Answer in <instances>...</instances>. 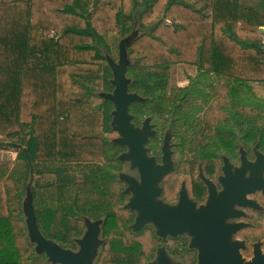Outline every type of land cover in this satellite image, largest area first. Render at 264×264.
I'll return each instance as SVG.
<instances>
[{
    "label": "trees",
    "instance_id": "obj_1",
    "mask_svg": "<svg viewBox=\"0 0 264 264\" xmlns=\"http://www.w3.org/2000/svg\"><path fill=\"white\" fill-rule=\"evenodd\" d=\"M249 1L0 0V136L6 140L0 150L17 151L14 161L0 155V264L34 259L21 205L30 180L37 226L60 247L82 234L83 217L102 220L94 264H149L158 248L173 251L177 240L163 241L150 227L129 228L124 184L112 173L119 169L116 146L105 138L111 104L97 108L81 91L108 79L107 71L88 68L105 63L109 36L123 37L135 24L140 34L127 58L147 71L150 96L167 87L177 65L212 75L218 103L237 95L236 87L264 85V33L241 26L264 27ZM254 114L262 116L258 107ZM241 115L244 131L250 114L242 108ZM181 259L194 264V251L184 248Z\"/></svg>",
    "mask_w": 264,
    "mask_h": 264
},
{
    "label": "flooded vegetation",
    "instance_id": "obj_2",
    "mask_svg": "<svg viewBox=\"0 0 264 264\" xmlns=\"http://www.w3.org/2000/svg\"><path fill=\"white\" fill-rule=\"evenodd\" d=\"M187 76L185 86L177 84L183 93L190 89L191 80H198L201 87L210 79L207 72L197 69ZM190 93L193 98L172 99L169 124L166 128L160 127L158 132L169 145L163 150L168 151L171 165L170 173L159 185L161 200L177 205L186 197L198 206L211 197L228 202L232 211L240 213V218L228 221L241 225L234 239L244 243L250 256L255 246L264 251V170H261L260 180L256 177L258 155H264V131L257 128L258 120L254 114L257 106L250 101L242 103L236 95L227 101L215 102L213 90L210 98H205L202 90ZM242 108L250 114L247 117L249 125L244 131L241 128L246 117L241 115ZM158 111L161 112V108ZM178 122L183 125L180 131L174 127ZM147 156L154 160V166L163 165L161 150L158 153L150 151ZM131 171V178L139 183V172ZM167 182L170 184L168 192L165 190ZM123 184L128 201L131 194L125 191L127 185ZM166 195L169 200L165 199ZM241 195L245 198L243 205H239ZM173 240H177L174 251L181 240L179 237ZM184 248L190 250L186 245ZM194 253L196 258V251Z\"/></svg>",
    "mask_w": 264,
    "mask_h": 264
},
{
    "label": "water",
    "instance_id": "obj_3",
    "mask_svg": "<svg viewBox=\"0 0 264 264\" xmlns=\"http://www.w3.org/2000/svg\"><path fill=\"white\" fill-rule=\"evenodd\" d=\"M137 33L134 28L127 39L119 45L118 65H112L114 91L112 95L106 97L114 105V111L110 113L112 116L110 127L119 137L115 144L128 149L127 153L120 156V160L129 162L131 168L136 169L140 176L139 183L128 176L120 179L127 185L125 191L131 194L123 208L136 213L129 228L134 233H139L147 225H152L155 236L163 241L187 235L190 238L189 249L196 251L194 264H264V251L259 246L254 247L253 255L249 260L242 258L240 250L244 249L243 242L232 239L241 225L228 222L230 219L240 218V213L232 211L228 202L211 197L205 204L198 206L184 197L177 205H170L159 199L161 198L160 182L171 171L168 151L163 150V165L154 166V160L147 156L145 150V145L153 132L148 123L142 128H135L128 113L129 104L138 100L137 96L127 93L125 80L126 65L129 61L127 46L137 37ZM166 145L165 141L163 148H167ZM261 170H264V155H258L256 163L258 180L262 176ZM244 202L245 198L241 195L239 205H243ZM22 213L27 238L34 245L36 255L44 254L51 264L95 263L98 256L97 249L103 244V240L98 239L101 235L102 220L91 221L82 218L86 232L77 241L80 251L72 253L48 240L40 232L32 208L30 186L27 187V194L22 202ZM163 248L157 249L156 261L152 264H172Z\"/></svg>",
    "mask_w": 264,
    "mask_h": 264
},
{
    "label": "rangeland",
    "instance_id": "obj_4",
    "mask_svg": "<svg viewBox=\"0 0 264 264\" xmlns=\"http://www.w3.org/2000/svg\"><path fill=\"white\" fill-rule=\"evenodd\" d=\"M140 34V31H138L137 35ZM127 35L123 37L118 36H109L107 38L108 43L112 46L110 54H107L104 50L103 53L106 57L105 63L99 66H94L91 68H88L91 72L94 73H103L104 71L108 72V79L106 81H98L92 85H88V89H83L81 91L82 94H87L92 99L95 100L97 104V108H100L104 102L108 101L111 104V110L110 113L114 111V105L112 104L109 99H106V97L112 95L114 91V86L112 85V81L114 79L113 72H112V65H118L119 62V55H118V48L122 41L127 39ZM195 69H189L184 70L182 68H171L170 74L168 78V85L163 90H157L154 92L153 96H150L147 91L145 90V84L144 81L147 80L149 83H153L152 81H148L147 71L145 69H137L133 66V61H128L126 65V72H125V80L127 83V93L131 95L137 96L138 100L133 101L129 104L128 107V113L131 116V124L135 128H142V126L145 123H148L150 126L153 135L149 137L146 145L145 150L146 154L150 153V151H154V153H158L160 150L163 152V147L166 139L162 137V135H158V132L160 131V127H167L169 124V107L171 104V101L173 98H188L191 97L193 94L190 93L192 90H202V92L205 95V98L211 97V91L214 90V86L216 84L215 79L213 77L209 76V80L205 81L203 83V87L199 86L200 83L197 81H192L190 85V89H187L185 93L181 92L177 84L181 86H185L187 84V74H193ZM237 95L235 96L238 100H240L242 103H247L250 101L251 104L256 105L258 109L261 111L262 116L258 119L257 122V128L262 129L264 131V85L260 84H248V86L243 87H236ZM250 89V90H249ZM79 95V97L82 96ZM161 108V112L158 111V108ZM183 125L175 124V128L177 127V130L180 131V128ZM110 132L105 135V138L107 142L111 145L116 146V154H115V160L117 165L119 166V169H114L112 173L114 176L120 180L123 176L131 177L132 171L135 170L131 168V165L127 161L120 160V156L127 153L128 149L125 146H119L115 144V141L119 138L117 133L110 127ZM165 147L169 148V145L167 144ZM10 151L11 150H6ZM163 157V155H162ZM4 160L8 161L9 158H11L10 153H3ZM167 176L163 177L165 180ZM7 186L11 188V184L7 182ZM31 187L32 183L31 180L26 184L24 193L21 196V205L22 202L25 199V196L27 194V187ZM9 188V189H10ZM12 193L14 191L10 189ZM161 200V198H159ZM136 213H132V223L134 220ZM131 223V224H132ZM130 224V225H131ZM147 227H150L154 229L152 225H147ZM86 232V229L83 230L82 234L79 237H72L71 242L72 245L70 247H67L66 249L71 251L72 253H78L80 251V247L77 244V241L80 240ZM181 243L176 246V250L174 251H168L166 247L165 249L166 254L168 258L171 260L172 264H184L181 259L182 251L184 250V246L189 249V242L190 238L187 235H181L179 236ZM98 239L101 240V235L98 236ZM234 239V235L232 237ZM238 241V240H237ZM240 242V241H239ZM244 245V243H243ZM181 249V250H180ZM246 247L244 246V249L240 250V254L243 259L249 260L252 255L250 256L249 253H246ZM100 251V247L97 249V254ZM44 258V259H43ZM38 261H46L48 264H50L44 254L36 255L34 254V259L31 261H27L26 264H36ZM156 261V255L150 260L149 263H154ZM95 262V261H94ZM93 262V263H94Z\"/></svg>",
    "mask_w": 264,
    "mask_h": 264
},
{
    "label": "crops",
    "instance_id": "obj_5",
    "mask_svg": "<svg viewBox=\"0 0 264 264\" xmlns=\"http://www.w3.org/2000/svg\"><path fill=\"white\" fill-rule=\"evenodd\" d=\"M246 6L249 7V8L254 9L255 11L259 12L260 14H262L264 16V0L249 1V2L246 3ZM241 26L243 28H245V29L256 30V31H259V32H262L264 30V27H260L258 29L251 28L246 23H243ZM134 28H135V30L139 31L137 29V27H136V24H135ZM104 57H105V55H104ZM172 68H182L184 70H189V69H193V68L196 69L195 67L185 66V65L172 66ZM210 76L213 77L212 75H210ZM250 84H252V83H250ZM3 142L4 143L6 142L5 137L4 136H0V143L2 144ZM6 150H11V152L10 151H6ZM3 153H10L11 158H9L8 161H14L15 158H16V155H17V151L15 149H12V148H9V147H2L1 150H0V155H1V159L2 160H4ZM30 189H31V187H30ZM22 216H23V213H22ZM23 219H24V216H23Z\"/></svg>",
    "mask_w": 264,
    "mask_h": 264
},
{
    "label": "built area",
    "instance_id": "obj_6",
    "mask_svg": "<svg viewBox=\"0 0 264 264\" xmlns=\"http://www.w3.org/2000/svg\"><path fill=\"white\" fill-rule=\"evenodd\" d=\"M262 32L264 33V30ZM52 36H53V34H50L49 38H51ZM261 45L264 46V37L262 38Z\"/></svg>",
    "mask_w": 264,
    "mask_h": 264
}]
</instances>
